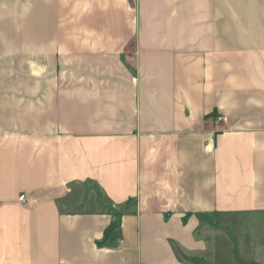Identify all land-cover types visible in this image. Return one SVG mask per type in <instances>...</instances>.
Returning a JSON list of instances; mask_svg holds the SVG:
<instances>
[{"label": "crops", "instance_id": "obj_1", "mask_svg": "<svg viewBox=\"0 0 264 264\" xmlns=\"http://www.w3.org/2000/svg\"><path fill=\"white\" fill-rule=\"evenodd\" d=\"M234 216L264 226V0H0V264H229Z\"/></svg>", "mask_w": 264, "mask_h": 264}, {"label": "rangeland", "instance_id": "obj_2", "mask_svg": "<svg viewBox=\"0 0 264 264\" xmlns=\"http://www.w3.org/2000/svg\"><path fill=\"white\" fill-rule=\"evenodd\" d=\"M71 198L73 199L74 195H71ZM86 200L89 201L87 198ZM239 221V216H234L227 221L228 224L226 225L229 229V240L227 239L226 243L230 248H228V255H225V261L229 264H235L237 261L236 264H239V262L244 264L241 261L251 263L254 259L260 258V254L264 257V246L261 245L264 244V226L260 225V231L252 232L253 223L251 218L244 217L241 223ZM224 239L226 240V238Z\"/></svg>", "mask_w": 264, "mask_h": 264}, {"label": "trees", "instance_id": "obj_3", "mask_svg": "<svg viewBox=\"0 0 264 264\" xmlns=\"http://www.w3.org/2000/svg\"><path fill=\"white\" fill-rule=\"evenodd\" d=\"M119 220L120 218L117 217V220L115 222L112 223L111 227H109V229L107 230V232L105 233V242L112 239V237L115 235L116 230L118 228L119 225Z\"/></svg>", "mask_w": 264, "mask_h": 264}, {"label": "built area", "instance_id": "obj_4", "mask_svg": "<svg viewBox=\"0 0 264 264\" xmlns=\"http://www.w3.org/2000/svg\"><path fill=\"white\" fill-rule=\"evenodd\" d=\"M20 201H21V202H25V201H26V197L22 195V196L20 197Z\"/></svg>", "mask_w": 264, "mask_h": 264}]
</instances>
